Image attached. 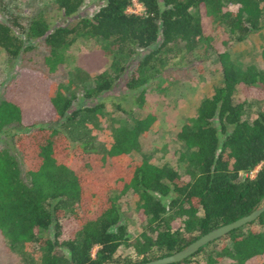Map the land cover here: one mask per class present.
<instances>
[{"label":"trees","instance_id":"obj_1","mask_svg":"<svg viewBox=\"0 0 264 264\" xmlns=\"http://www.w3.org/2000/svg\"><path fill=\"white\" fill-rule=\"evenodd\" d=\"M86 1L53 3L68 17ZM98 1L103 4L91 15L51 30L39 16L21 26L14 18L0 20V48L8 57L35 50L33 40L44 50L43 68H27L28 76L8 82L0 99V132L10 124L21 126L8 134L19 159L0 149V235L11 247L33 245L36 264L159 259L247 215L264 195V108L251 121L242 119L248 98L264 106V46L258 52L259 67L234 64L226 49L258 29L264 10L260 0H136L140 13L125 11L131 0ZM3 5L0 0V8ZM206 23L223 27L220 49L210 43ZM77 38L93 39L98 46L78 56L77 66L92 77L91 87L81 90L83 98L107 92L138 49L145 53L127 71L122 87L128 90H143L158 72V53L169 45L182 44L186 51L200 45L214 49L221 83L198 101L175 136L182 148L177 160L183 175L167 165L128 156L137 146V134L149 128V116L130 129H115L103 151L68 138L64 125L79 112L70 110L73 96L65 95L72 84L54 82L50 75L65 63L67 49ZM108 59L110 70L101 71ZM256 166L252 176L244 177ZM128 190L136 195V218L145 222V230L135 238L127 233L110 198L111 191ZM216 240L222 245L216 246ZM216 240L177 264L208 245L216 248L205 251L207 264H247L263 257L264 209L250 223ZM124 246L132 248L133 260L115 257Z\"/></svg>","mask_w":264,"mask_h":264},{"label":"rangeland","instance_id":"obj_2","mask_svg":"<svg viewBox=\"0 0 264 264\" xmlns=\"http://www.w3.org/2000/svg\"><path fill=\"white\" fill-rule=\"evenodd\" d=\"M264 5V0H260ZM4 5L0 8V20L9 22L13 18L20 26L33 17L39 16L46 20L49 30L59 25H70L79 16H89L99 8L103 2L98 0L86 1L82 7L68 17H62L55 10L53 0H3ZM127 12L140 13L142 7L131 0ZM264 7V6H263ZM14 24V23H13ZM17 28V27H16ZM13 25V30L18 32ZM205 29L211 37L210 43L220 49L218 41L224 33L223 27L213 23H206ZM18 34V33H17ZM30 41L35 50L28 51L16 58L8 57L0 48V99L4 86L12 79L22 75L28 76L25 70L34 66L42 69V57L44 50ZM158 40L151 48L157 46ZM264 46V10L258 18V29L248 33L242 42L227 46V52L232 62L240 67L253 65L260 66L259 48ZM149 49V48H148ZM147 49V50H148ZM98 50L93 39L77 38L67 49V57L64 64L50 75L54 82L68 80L71 82L65 95H72L70 110H78L76 118L64 125L66 134L70 140L80 139L87 141L95 151H103L117 128H132L140 120L149 116V128L137 134L135 149L128 153L132 159L144 158L156 166L167 165L183 175V164L178 162V154L182 151L175 136L179 128L191 117L198 101L208 96L213 87L221 83L219 66L213 48H204L202 45L191 51L182 48V44L169 45V49L158 53L160 58L157 66L158 72L154 74L143 90H128L122 87V82L127 76V71L135 67V63L145 50L138 49V56L129 62L127 71L122 72L112 84V87L98 96L90 98L81 97V90L91 87V74L84 73L78 65V56L81 53ZM146 50V51H147ZM110 63H105L101 71H109ZM140 90V91H139ZM235 99L233 96L232 100ZM96 109L87 111L89 108ZM242 119L251 121L264 106L261 102L248 98L244 105ZM98 108V109H97ZM21 126L10 124L0 132V149L18 160V152L8 134L18 132ZM257 166L253 168L252 175ZM110 198L118 206L121 214V222L126 227L127 233L135 238L145 230V222L136 218L134 206L136 195L130 190L119 194L117 191L110 192ZM177 223L173 224L175 227ZM253 227H256L255 225ZM152 235V234H151ZM227 242V241H226ZM216 246L222 242L216 240ZM214 244V245H215ZM216 246L208 245L204 251H199L183 264H207V252ZM205 251H207L205 253ZM33 245L20 244L10 246L6 239L0 235V264H36L38 255ZM94 250L92 251V254ZM115 257L118 259H134L131 247H120ZM227 260L213 264H226ZM247 264H264V256L250 261Z\"/></svg>","mask_w":264,"mask_h":264},{"label":"water","instance_id":"obj_3","mask_svg":"<svg viewBox=\"0 0 264 264\" xmlns=\"http://www.w3.org/2000/svg\"><path fill=\"white\" fill-rule=\"evenodd\" d=\"M264 209V195L258 200L256 205L249 211L247 215H244L230 223H227L222 226H217L206 231L204 234H201L193 241L189 242L185 247L176 251L175 253L159 258V259H150L143 262H136L133 264H177L187 259L188 256L195 253L200 247L205 244L224 237L229 232L236 230L254 220L260 212Z\"/></svg>","mask_w":264,"mask_h":264},{"label":"built area","instance_id":"obj_4","mask_svg":"<svg viewBox=\"0 0 264 264\" xmlns=\"http://www.w3.org/2000/svg\"><path fill=\"white\" fill-rule=\"evenodd\" d=\"M128 8H130V7H127V8H125V11H129V9H128ZM245 176H252V171H250V172H249V174H247V175H246V174H244V177H245Z\"/></svg>","mask_w":264,"mask_h":264}]
</instances>
